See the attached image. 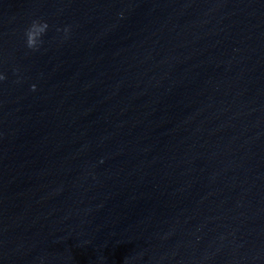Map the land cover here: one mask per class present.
I'll use <instances>...</instances> for the list:
<instances>
[{
	"label": "water",
	"instance_id": "95a60500",
	"mask_svg": "<svg viewBox=\"0 0 264 264\" xmlns=\"http://www.w3.org/2000/svg\"><path fill=\"white\" fill-rule=\"evenodd\" d=\"M0 264H264V0H0Z\"/></svg>",
	"mask_w": 264,
	"mask_h": 264
}]
</instances>
